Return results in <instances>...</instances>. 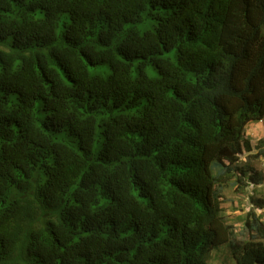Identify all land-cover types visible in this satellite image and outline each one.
I'll return each instance as SVG.
<instances>
[{
    "label": "trees",
    "instance_id": "obj_1",
    "mask_svg": "<svg viewBox=\"0 0 264 264\" xmlns=\"http://www.w3.org/2000/svg\"><path fill=\"white\" fill-rule=\"evenodd\" d=\"M263 119L264 0H0V264H264Z\"/></svg>",
    "mask_w": 264,
    "mask_h": 264
},
{
    "label": "rangeland",
    "instance_id": "obj_2",
    "mask_svg": "<svg viewBox=\"0 0 264 264\" xmlns=\"http://www.w3.org/2000/svg\"><path fill=\"white\" fill-rule=\"evenodd\" d=\"M156 69L149 65L147 67V74L150 77L156 76ZM41 116L44 114L41 112ZM246 130L247 137L252 142L253 146H255L258 141L263 140L264 134L259 132L258 127L263 126L264 129V119L262 122L251 123ZM58 139L65 141V143H73L74 138L68 137L64 133L57 134ZM245 160L243 158L242 162ZM253 168L257 171L258 175H260L264 171V159H259L251 163ZM233 178L224 182L223 190H222V207H223V215L226 220V224L232 226L237 238H240V232L242 229V219L245 213L252 209L255 214L261 217V222L264 223V179L259 183V185H249L244 189H235L234 188ZM252 201L250 202V199ZM262 199V205L258 203V200ZM264 243V240H263ZM207 264H236L234 258L231 254V251L228 247V244H223L218 248H215L207 261Z\"/></svg>",
    "mask_w": 264,
    "mask_h": 264
},
{
    "label": "crops",
    "instance_id": "obj_3",
    "mask_svg": "<svg viewBox=\"0 0 264 264\" xmlns=\"http://www.w3.org/2000/svg\"><path fill=\"white\" fill-rule=\"evenodd\" d=\"M262 122V121H261ZM250 128V127H252V126H247V128ZM256 127H258V129H259V132L261 133H263L264 134V129H263V126H256Z\"/></svg>",
    "mask_w": 264,
    "mask_h": 264
}]
</instances>
